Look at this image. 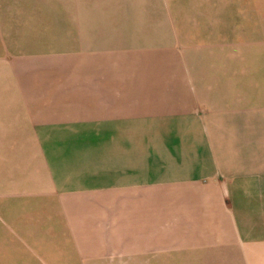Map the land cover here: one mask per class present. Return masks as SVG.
I'll return each instance as SVG.
<instances>
[{"label": "crops", "instance_id": "1", "mask_svg": "<svg viewBox=\"0 0 264 264\" xmlns=\"http://www.w3.org/2000/svg\"><path fill=\"white\" fill-rule=\"evenodd\" d=\"M193 3L2 0L0 214L21 242L264 264V40L236 68Z\"/></svg>", "mask_w": 264, "mask_h": 264}, {"label": "rangeland", "instance_id": "2", "mask_svg": "<svg viewBox=\"0 0 264 264\" xmlns=\"http://www.w3.org/2000/svg\"><path fill=\"white\" fill-rule=\"evenodd\" d=\"M192 1L193 4H187V21L195 20L199 26L198 31L204 32V37L208 30L205 26L210 27L211 35L203 39L228 40L227 53L233 56L234 66L245 70H258L260 65L258 43L259 40H264V0ZM1 4L2 0H0V35ZM23 239L25 242H21L8 230L0 214V264H58V259L61 260L60 263H65L67 258L76 257L74 253L39 252L30 240ZM129 251L116 258L87 264H151L147 262L151 259L150 256L132 258ZM77 260L74 261L75 264H86Z\"/></svg>", "mask_w": 264, "mask_h": 264}]
</instances>
